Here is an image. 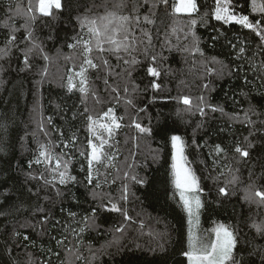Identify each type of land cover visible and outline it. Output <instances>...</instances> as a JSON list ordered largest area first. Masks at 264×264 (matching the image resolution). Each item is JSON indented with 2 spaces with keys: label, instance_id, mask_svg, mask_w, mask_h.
I'll list each match as a JSON object with an SVG mask.
<instances>
[{
  "label": "trees",
  "instance_id": "obj_1",
  "mask_svg": "<svg viewBox=\"0 0 264 264\" xmlns=\"http://www.w3.org/2000/svg\"><path fill=\"white\" fill-rule=\"evenodd\" d=\"M12 2L15 4L17 0ZM208 2L211 4L212 0ZM7 4L8 0H0V46L8 31L3 27ZM26 4L27 0H21V7ZM37 16L39 17L38 13ZM24 22L21 18L14 21L17 28H21ZM74 28H76L75 13L71 20L67 16L38 18L34 24L35 36L43 43L50 60L43 61L34 54V64L29 71L24 69L21 60L18 59L22 54L13 50L9 59L0 61L6 69L0 77V120L11 123L12 145L6 155L0 154V200L8 194L12 196V199L0 203V211L3 212L0 214V264H49V262L50 264H62V262L63 264H184L180 250L185 247V214L173 200L168 198L170 185L167 169L170 163V145L165 140V134H173V129L177 130L176 134L184 135L189 142L190 147L187 150L189 159L201 177L202 187L207 193L206 199L209 203L206 204V211L201 218L202 227L211 228L213 220L232 224L240 233L244 245L242 250L245 254L252 250L253 245H264V238L258 237L249 227L250 218L256 220L264 218V207L257 209L255 205L247 204L243 200L241 191L248 183V168L251 164L237 165L235 159H239V156L234 153L231 146L234 138H239L243 145V137L248 136L250 128L247 125L233 123L229 121L227 115H222L218 111L212 112L210 109H205L206 115L201 116L195 107L189 108L177 100L180 96L188 95L195 104L197 97L204 96L210 104L222 106L228 114L239 112L242 116L250 105L255 106L257 113H264V95H262L264 80L259 78L264 75V69H261L264 52L255 56L252 63H245L237 61L233 50L228 46V41L232 40L238 44L246 43L254 50L259 42L258 38L238 25H225L220 28L219 23L214 20H210L208 26L198 24L196 31L201 37L204 56L201 57L199 54L189 56L176 48H173L171 53L165 51L164 54L168 59L163 62L161 76L156 79V82L161 84L160 90L150 87L154 78L149 77L144 68L138 67L133 73V78L135 84L139 85V90L135 94L136 107H131L127 106L123 99L119 105H116L110 100L108 93L102 91V86H100L102 101L100 104H97L91 96L82 104L79 93H67L66 78L69 75V68L73 63L78 65L80 62L78 58L75 60L64 58L73 55V50L67 47V43L70 42L68 38L74 34ZM217 30L223 34L219 35L218 39H213L218 35ZM24 36L25 31L21 28L17 38L22 40ZM169 38L173 45L182 47L188 43L182 36L180 40L175 36ZM160 41H163V35ZM19 47L25 48L27 43H21ZM211 57H216L229 66L222 76L217 72L209 73V69L220 68V65L210 62ZM138 58L142 59V57ZM111 61L113 64L116 63L114 57H111ZM237 64H243L244 67L239 73L230 75L229 69ZM42 68L46 70L45 77L40 75ZM245 72L251 81L248 86H245L241 78ZM92 78L95 79V76L93 75ZM37 81L41 83L38 84ZM118 82L122 88L126 81ZM204 84H208L209 88H203ZM245 92L248 93L247 97L243 95ZM37 100L40 104V116L45 120L47 117H52V124H46V131L50 134L48 137L38 130L34 118L33 108ZM57 105H60V108H57ZM85 106L93 115H102L108 107H115L116 114L124 116L122 123L129 125L122 127L115 137L119 141L117 164L121 172L117 174L113 171L108 176L109 183L103 184L102 188L96 191L101 196L111 193L116 202L120 196L121 185L128 183L129 198L126 202L120 201V204L132 217V221L124 222L123 233L115 232L113 227L123 222V217L119 213L98 212L97 223L102 226L99 231H86L80 238V243H76V238L69 232L65 241L66 247L57 246L53 237L62 238L66 222L73 223L67 215L68 211L77 212L79 219L80 215L100 203V197L93 200L92 186L84 183L85 174L79 170V162H81L79 157L72 167V174L77 177V182L70 185V193L63 189V186H59L65 191L63 197L56 196L55 191L50 188L41 191L39 198L35 197L33 193L40 190L42 181L26 179L29 171L28 161L33 156L30 150L36 148L35 140L30 134L35 131L41 140L47 142L50 139L55 144L59 142L55 128L63 130L65 138L76 132L80 137L77 149L85 150V120L83 116L72 118L74 112H82ZM139 108H146V111L137 115ZM133 118L144 125L153 126L154 136L146 137L138 134L137 130L130 126ZM253 119L257 120L256 128L260 129L262 126L259 120L264 119V116ZM26 134H28L27 139H24ZM261 135V131H257L250 139L258 142L257 138ZM193 138L195 144H192ZM206 143L209 146L215 143L228 146L230 160L226 163L230 162L234 168L239 167V175L242 179V183L236 185V195L230 198L218 197L212 179L217 175V170L213 169L212 157L208 155L210 148L204 146ZM22 144H27V150ZM61 150L62 146L55 148L57 152ZM157 151L161 153L160 158L154 162L153 156ZM252 156V162L255 163L256 153L254 152ZM233 157L235 159H232ZM129 164L133 165L131 169L127 168ZM41 170L42 166L36 165L31 169L34 175ZM259 170L257 165V171ZM124 171L144 178L146 182L137 184L131 180H124ZM114 177L116 183H111ZM45 196L48 199H45ZM37 206L43 207L49 214V224L43 232L39 226L35 228L25 226L38 225L43 213L35 211ZM141 219H146L148 224L143 223L141 226ZM56 221L60 223L57 224ZM150 229L156 234H162L156 238L154 244L149 243L143 234ZM22 236L29 237V240L22 239ZM161 238L162 243H160ZM109 244L111 246L104 247ZM158 245H163V249L161 250ZM102 248L103 252L100 251ZM49 249L52 251H48ZM53 252L59 255H54ZM77 253L83 259L78 260ZM93 253L98 259H92ZM251 264H259L256 257L251 258Z\"/></svg>",
  "mask_w": 264,
  "mask_h": 264
},
{
  "label": "snow or ice",
  "instance_id": "obj_2",
  "mask_svg": "<svg viewBox=\"0 0 264 264\" xmlns=\"http://www.w3.org/2000/svg\"><path fill=\"white\" fill-rule=\"evenodd\" d=\"M6 7L3 27L8 31L0 46V61L9 59L13 50H16L22 54L18 59L21 60L24 69L29 71L34 64V54L43 61L50 60L43 43L35 36L34 24L37 19L67 16L71 20L75 13L76 28L73 29L74 34L68 38L70 42L67 43V47L73 50V55L64 58L65 60L78 58L80 62L78 65L73 63L69 68L66 88L67 93H79L82 104L89 96L100 104L102 102L100 86H102V91L108 93L110 100L116 105H119L123 99L127 106L136 107L135 94L139 90V85L135 84L133 73L137 68H144L147 75L154 78L150 87L160 90L161 84L157 83L156 79L161 76L163 62L168 59L164 54L165 51L171 53L173 48H176L189 56L199 54L203 57L201 37L196 29L198 24L208 26L210 20L218 22L220 28L225 25H238L258 38L259 42L254 50L250 49L246 43L238 44L232 40L228 41V46L233 50L237 61L252 63L255 56L264 52V0H212L211 4L208 0H27L26 6L23 7H21V0H17L15 4L12 0H8ZM17 18L25 21L21 25L25 31L22 40L17 38V33L21 30L15 26L14 21ZM217 32V37L213 39H218L219 35L223 34L219 30ZM161 35H163L162 42ZM170 36H175L177 40H180L182 36L188 43L182 47L173 45ZM21 43H27V47L20 48ZM250 52L251 55H249ZM111 57L115 58V64L112 63ZM210 62L220 65V68L219 70L209 69V73L217 72L222 76L224 70L229 68L216 57H211ZM77 67L78 70H76ZM243 67V64H237L229 69V74L239 73ZM253 67H255L254 64ZM261 69H264V59L261 61ZM5 70L3 63H0V77ZM40 75L45 77L46 70L42 68ZM93 75L95 79L92 78ZM241 78L245 86L251 83L246 72ZM259 78L264 80V75ZM119 80L126 81L122 88ZM203 88L208 89L209 85L204 84ZM243 95L247 97L248 93L245 92ZM153 99L155 100V97ZM177 100L189 108L195 107L201 116L206 115L205 109H210L212 112L218 111L222 115H227L229 121L233 123L247 125L250 128L248 136L243 137V145L239 138H234L231 146L239 159L235 157L232 159H235L237 165L251 164L248 168V183L241 189L243 200L249 205H255L257 209L264 207V119L259 120L262 126L260 129L256 128L257 120L253 119V117L264 116V113H257L255 106L250 105L242 116L239 112L228 114L222 106L210 104L204 96L197 97L195 104L188 95L180 96ZM57 108H60V105H57ZM145 111L146 108H139L137 115ZM33 113L38 130L48 137L50 134L46 131V124H52V117H47L45 120L40 116L38 100ZM78 116H83L85 120V150L77 149L80 137L76 132H72L65 138L64 131L55 128L59 138V142L55 144L50 139L47 142L41 140L35 131L30 134L35 140L36 148L30 150L33 156L28 161L29 171L26 179L42 181L40 190L33 193L35 197L39 198L40 192L49 188L55 191L56 196L63 197L65 191L59 186H63V189L70 193V185L77 182V177L72 174V167L77 157L81 158L79 170L85 174L84 183L92 186L93 200L100 197V203L80 215L79 219H77V212L68 211L67 215L73 223L66 222L62 238L53 237L57 246H65L69 232L76 238V243H80V238L86 231H99L102 226L97 223L98 212L119 213L123 217V222L113 227L115 232L123 233L124 222L132 221V217L120 204V201L126 202L129 198L128 183L121 185L120 196L116 202L111 193L101 196L96 191L101 189L103 184L109 183L108 176L113 171L117 174L121 172L117 164L119 141L115 137L122 127L129 125L122 123L124 116L117 115L115 107H108L102 115H93L85 106L82 112H74L72 118L76 119ZM130 126L134 127L138 134L146 137H153L155 134L153 126L144 125L136 118H133ZM257 131L262 133L257 138L258 142L250 139ZM176 132L177 130L173 129V134H165V140L170 145V163L167 169L170 185L168 198L173 200L185 214V247L180 250L184 264H251L252 257H256L259 264H264V245H253L252 250L245 254L242 250L244 245L241 242L240 233L232 224L213 220L211 228L202 227L201 218L206 211V204L209 203L206 199L207 193L202 187L201 177L189 159L187 151L190 147L189 142L184 135L176 134ZM27 135L24 139H27ZM10 136L11 123L0 120V154L6 155L12 146ZM17 136L19 137V131ZM192 144H195L194 138ZM61 146L60 152L55 151L56 147ZM204 146L210 148L208 155L212 157L213 169L217 170V175L212 179L218 197L230 198L236 195V185L242 183V179L239 175L240 168H234L230 162L226 163L230 160L228 146L221 143L211 146L206 143ZM22 147L27 150V144H22ZM197 147L201 146L197 145ZM254 152L256 153L255 163L252 162ZM160 154V151L156 152L153 156L154 162L159 160ZM33 165L42 166V170L36 175L31 171ZM257 165H259V171H257ZM132 167L131 164L127 165L129 169ZM123 179L137 184L146 182L144 178L135 174L130 175L129 171L123 172ZM111 183H116L115 177ZM29 192L31 193V189ZM10 199L12 196L8 194L0 200V203ZM45 199L48 197L45 196ZM35 211L43 213L38 225L26 224L25 226L33 228L39 226L43 232L49 224V214L40 206H37ZM0 214L3 212L0 211ZM250 219V229L258 237L264 238V218ZM56 223L60 222L56 221ZM17 235L20 234L17 233ZM21 238L29 240L27 236ZM108 246L111 245L104 247ZM158 247L163 249V245ZM103 250L102 248L100 251L103 252ZM53 254L59 255L56 252ZM76 258L83 259L78 253ZM92 259H98L95 253Z\"/></svg>",
  "mask_w": 264,
  "mask_h": 264
},
{
  "label": "rangeland",
  "instance_id": "obj_3",
  "mask_svg": "<svg viewBox=\"0 0 264 264\" xmlns=\"http://www.w3.org/2000/svg\"><path fill=\"white\" fill-rule=\"evenodd\" d=\"M141 221L145 224H148L146 219H141ZM143 234L146 236V239H148L149 243L151 242L152 244H154L156 242V238H158L159 236L162 235V234H156L152 229H150L148 232H145ZM162 242H163V239L161 238L160 243H162Z\"/></svg>",
  "mask_w": 264,
  "mask_h": 264
}]
</instances>
